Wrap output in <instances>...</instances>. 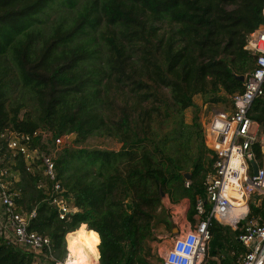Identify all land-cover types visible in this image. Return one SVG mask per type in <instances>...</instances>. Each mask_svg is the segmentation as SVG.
<instances>
[{
  "label": "trees",
  "instance_id": "obj_1",
  "mask_svg": "<svg viewBox=\"0 0 264 264\" xmlns=\"http://www.w3.org/2000/svg\"><path fill=\"white\" fill-rule=\"evenodd\" d=\"M263 8L264 0H0V166L15 175L17 209L34 212L28 230L51 239L56 260L70 251L65 235L82 228L99 264H152L153 229L169 226L164 197L188 199L195 221L216 157L197 116L186 123L183 112L198 107L195 96L225 106L242 91L237 76L256 58L246 38L264 24ZM248 114L264 133V97ZM8 132L44 154L56 137H73L55 152L54 180L40 159L26 170L6 149ZM92 136L119 147L77 146ZM253 150L260 158L258 143ZM53 197L74 211L59 219ZM246 219L264 225V196L251 197ZM240 224L211 221L207 264L242 262ZM0 264L40 263L0 236Z\"/></svg>",
  "mask_w": 264,
  "mask_h": 264
},
{
  "label": "built area",
  "instance_id": "obj_2",
  "mask_svg": "<svg viewBox=\"0 0 264 264\" xmlns=\"http://www.w3.org/2000/svg\"><path fill=\"white\" fill-rule=\"evenodd\" d=\"M245 48L256 55L254 69L245 75L242 91L230 95L228 105L213 110L204 125L205 144L216 157L213 171L205 180L204 197H197L195 201V221L186 230L179 226V233L172 236V245L164 254L162 264H204L213 219L233 229L243 223L238 240L246 252L240 264L264 263V225L246 219L251 197L264 196V145L258 140V131L253 129L256 122L248 114L253 101L264 97V24L247 36ZM69 136L56 137L51 153L44 154L38 147L31 148L21 142L27 141V136L8 132L6 149L21 154L28 171L40 159L44 175L54 180L55 152ZM256 143L260 146V158L253 150ZM253 163L257 165L256 173H253ZM13 179L15 175L0 166V236L7 243L31 251L40 264H46L47 260L66 264L68 254L63 261L53 257L48 236L28 230V218L34 212L27 215L17 209L14 199L19 191L9 186ZM59 188L55 182L54 189ZM52 203L57 207L59 219L72 211L59 197H53ZM239 208L242 211H237Z\"/></svg>",
  "mask_w": 264,
  "mask_h": 264
},
{
  "label": "rangeland",
  "instance_id": "obj_3",
  "mask_svg": "<svg viewBox=\"0 0 264 264\" xmlns=\"http://www.w3.org/2000/svg\"><path fill=\"white\" fill-rule=\"evenodd\" d=\"M194 99H195V102L197 103L198 107L187 108L183 112L184 121L186 123H191L193 120V117L197 116L198 121L201 123L202 127L204 128L203 123H204V125L206 124L208 116L211 114L212 104L211 105L210 104L209 105L203 104L202 99L199 96H195ZM221 105H219V106L222 107ZM72 140H73L72 136L64 138V140H63L64 142H63L62 146L64 145L65 142H69L71 144ZM73 146H74V144H73ZM77 146H79V147L83 146L86 148L117 149L119 147V144L111 138L92 136L89 139H87L85 143H83L82 145H77ZM164 207L168 210V214L164 218L167 222H169V226L166 228L164 222L163 223L160 222L153 229L154 239H152L148 242V244L151 248V250H150V252H151L150 261L152 262V264H162L164 254L172 245V240H171L172 237L170 236V235H172L171 230L173 229L175 232V230L178 229L179 226L182 227L180 222L179 223L173 222L171 216H173L174 213L172 212V210L167 206H164ZM71 210L74 211V209H71ZM186 221H188V220L186 219ZM190 224L192 225V223H190ZM65 242H66L67 252H68L67 244H68V247L70 248V251L67 253V254H69L71 252L72 248L69 245L67 236H65ZM96 252H97V249H96ZM97 264H98V262H97ZM204 264H207V263L205 262Z\"/></svg>",
  "mask_w": 264,
  "mask_h": 264
},
{
  "label": "bare ground",
  "instance_id": "obj_4",
  "mask_svg": "<svg viewBox=\"0 0 264 264\" xmlns=\"http://www.w3.org/2000/svg\"><path fill=\"white\" fill-rule=\"evenodd\" d=\"M237 211H242V208ZM67 237L72 250L68 254L66 264H97L92 241L84 229L73 231Z\"/></svg>",
  "mask_w": 264,
  "mask_h": 264
},
{
  "label": "crops",
  "instance_id": "obj_5",
  "mask_svg": "<svg viewBox=\"0 0 264 264\" xmlns=\"http://www.w3.org/2000/svg\"><path fill=\"white\" fill-rule=\"evenodd\" d=\"M219 105H221V104L212 105L211 112L213 110H215V109H220L221 107ZM221 106L224 107V105H221ZM209 116H208V118H209ZM203 126H204V123H203ZM253 129H256L258 131V140H259L260 144L264 145V133L262 132L261 126L256 122V126H254ZM162 204L164 206L169 207L172 210V212L174 213V215L171 216L173 222H175V223H179L180 222V224L182 225V229L183 230H186V229L189 228V226L191 224H190L189 221H186V219H187L186 212H187L188 205H189L188 199L184 198L181 201H179L178 203L171 204L169 202V199L167 197H164L163 200H162ZM171 240H172V238H171ZM98 258H99V255L97 253V260H96L97 262H98Z\"/></svg>",
  "mask_w": 264,
  "mask_h": 264
},
{
  "label": "water",
  "instance_id": "obj_6",
  "mask_svg": "<svg viewBox=\"0 0 264 264\" xmlns=\"http://www.w3.org/2000/svg\"><path fill=\"white\" fill-rule=\"evenodd\" d=\"M237 78L240 79L241 81H244V79H245V75H238ZM252 165H253V173H256L257 165L254 164V163H253ZM182 175H183V177H184L185 180L188 181V180L190 179V172H182ZM161 196H164V194L161 193ZM178 233H179V229H176L175 232H174L173 229L171 230V234H172V236H174V235H176V234H178ZM172 236H171V237H172ZM98 264H99V263H98Z\"/></svg>",
  "mask_w": 264,
  "mask_h": 264
}]
</instances>
